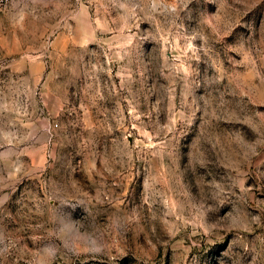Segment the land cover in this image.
Wrapping results in <instances>:
<instances>
[{"label":"rangeland","instance_id":"rangeland-1","mask_svg":"<svg viewBox=\"0 0 264 264\" xmlns=\"http://www.w3.org/2000/svg\"><path fill=\"white\" fill-rule=\"evenodd\" d=\"M0 264H264V0H0Z\"/></svg>","mask_w":264,"mask_h":264}]
</instances>
